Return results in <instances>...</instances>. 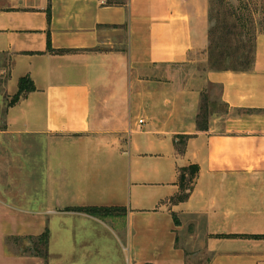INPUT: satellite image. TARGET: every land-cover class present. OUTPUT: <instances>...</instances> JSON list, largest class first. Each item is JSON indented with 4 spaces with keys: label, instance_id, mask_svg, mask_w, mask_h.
<instances>
[{
    "label": "crops",
    "instance_id": "obj_1",
    "mask_svg": "<svg viewBox=\"0 0 264 264\" xmlns=\"http://www.w3.org/2000/svg\"><path fill=\"white\" fill-rule=\"evenodd\" d=\"M209 12L210 0H0L8 88L35 85L0 131V264H189L193 242L208 264H264V32L250 71L212 70ZM192 164L190 198L172 203ZM46 230L47 261L9 240Z\"/></svg>",
    "mask_w": 264,
    "mask_h": 264
},
{
    "label": "trees",
    "instance_id": "obj_2",
    "mask_svg": "<svg viewBox=\"0 0 264 264\" xmlns=\"http://www.w3.org/2000/svg\"><path fill=\"white\" fill-rule=\"evenodd\" d=\"M106 5H125L128 0H103ZM213 0H210V7ZM212 9V8H211ZM211 12V11H210ZM209 12V15H210ZM235 20L229 21L228 16L219 18L215 26H211L209 30V66L212 70L223 71H250L255 61V49L256 40L250 46L243 40L244 33L234 31L235 28L241 26V18L235 15L234 11L229 12ZM50 19V11L48 13ZM211 19L213 16H210ZM210 19V20H211ZM222 19V20H221ZM264 32V31H263ZM35 85L29 76H24L19 80L18 91L14 94L9 105L13 106L17 103L21 97L25 94L34 91ZM208 97L203 95L201 104V110L197 118V125L199 130L208 129L209 119V107ZM185 138V136H181ZM185 139H181L178 142V149L182 153L185 151ZM199 174V166L192 164L187 167H182L179 170V192L171 198V202L177 204L180 202L187 201L194 189L196 178ZM77 211H84L93 215H107L112 211V208H100V207H85L75 208ZM175 222L178 225L179 222L174 214ZM28 239L31 243L30 246L23 248L22 255L39 256L44 258L46 261L49 256V241L50 233L46 230L41 236H27V237H11L9 240L13 241L16 246L21 247L20 241Z\"/></svg>",
    "mask_w": 264,
    "mask_h": 264
},
{
    "label": "rangeland",
    "instance_id": "obj_3",
    "mask_svg": "<svg viewBox=\"0 0 264 264\" xmlns=\"http://www.w3.org/2000/svg\"><path fill=\"white\" fill-rule=\"evenodd\" d=\"M210 11L211 12L209 16H213V18L211 19L210 17L211 20H210V25L208 28V33L210 30V27L215 26L216 22L219 21V18H224V16H228L229 21L231 22L234 21L235 19L231 15H229V12L231 11H234L235 15L237 17H240L242 20L241 21L242 25L235 28L234 31H237L239 33H244L243 40L247 43L249 48L255 42L258 33L264 31V0H213L211 7H210ZM208 38H209V35H208ZM208 48H209V45H208ZM10 65H11V62H10L9 56L5 55L2 58L0 57V131H3L4 129H6V126H7L6 112H7V109L10 107L9 103L14 96L13 93L16 91V89L13 90L14 86L11 83L8 88ZM187 69H190V67H187ZM182 72L185 73L184 69H182ZM218 90L219 89L217 86L210 85L209 88H207V90L204 93V95L208 97L207 101L211 97L218 96V93H219ZM9 138L15 140V139H18L19 137L17 138L16 136H9ZM18 140L22 141L23 139H18ZM40 147H42L43 150H47V149L52 150L50 151L51 154L48 155L49 170H54V171L57 170L58 166H57V158L55 154L56 145L49 143L47 146L43 142L41 143ZM12 148H14L17 153L20 150L19 147L17 148L12 147ZM47 160L48 158L46 159V162ZM123 164H125V162ZM123 213H125V211L121 208H112V211L109 212V214L107 215L114 216V215H119ZM107 215L104 214V216H107ZM175 216L180 224V221L176 214ZM174 220H175V217H174ZM199 231L200 229L199 228L197 229L191 223H189V225L184 230V232L186 233L190 232L192 235H195L196 233L198 234ZM183 237L184 235L181 233V238ZM194 243L195 242H193L192 244H188L184 248L185 250H187L186 252L187 261L190 262L189 264H208V260L210 259V256H211L210 253L204 252L202 244L200 242H197L195 244ZM20 244H21V247L19 250L22 251L23 248L30 246L31 243L29 242L28 239H23L20 241ZM181 245L184 246L185 243L181 242ZM194 246L196 247V249H194ZM200 247L202 249H199ZM114 250H115V243H114Z\"/></svg>",
    "mask_w": 264,
    "mask_h": 264
},
{
    "label": "built area",
    "instance_id": "obj_4",
    "mask_svg": "<svg viewBox=\"0 0 264 264\" xmlns=\"http://www.w3.org/2000/svg\"><path fill=\"white\" fill-rule=\"evenodd\" d=\"M144 122H145V121H144L143 119H140V120H139V123H140V124H143Z\"/></svg>",
    "mask_w": 264,
    "mask_h": 264
}]
</instances>
